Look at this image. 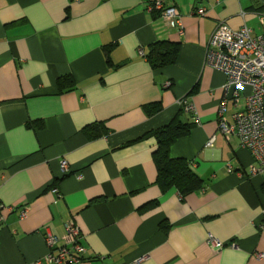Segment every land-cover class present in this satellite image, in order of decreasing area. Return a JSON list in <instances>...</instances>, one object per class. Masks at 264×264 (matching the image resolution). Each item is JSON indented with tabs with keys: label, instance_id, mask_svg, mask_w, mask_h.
<instances>
[{
	"label": "crops",
	"instance_id": "0c3cea01",
	"mask_svg": "<svg viewBox=\"0 0 264 264\" xmlns=\"http://www.w3.org/2000/svg\"><path fill=\"white\" fill-rule=\"evenodd\" d=\"M162 1L182 32L153 0H0V264H52L45 234L62 239L70 219L86 250L78 264H264V171L218 129L225 76L204 63L219 24L264 34V0ZM158 40L179 51L153 70ZM61 77L74 86L59 92ZM185 97L197 119L178 105ZM243 105V94L228 102L224 119ZM175 116L190 128L170 155L202 181L182 198L157 184L156 140L142 137ZM92 125L105 133L89 138Z\"/></svg>",
	"mask_w": 264,
	"mask_h": 264
},
{
	"label": "built area",
	"instance_id": "2783aa9c",
	"mask_svg": "<svg viewBox=\"0 0 264 264\" xmlns=\"http://www.w3.org/2000/svg\"><path fill=\"white\" fill-rule=\"evenodd\" d=\"M148 9L157 12L169 27L182 32L181 17L176 7H166L162 0H153ZM198 13L202 14L203 9L200 8ZM204 63L225 76L217 109L218 129L225 135H235L240 147L250 152L256 163L251 168L252 173L264 171V34L253 36L246 25L232 29L219 24L205 48ZM242 94L243 108L232 114L231 122L226 121L223 115L228 102H237ZM178 105L197 119L195 107L186 97L180 99ZM213 140V137L209 138L206 145L211 146ZM59 165L62 170H67L65 160H61ZM51 191L59 195L56 188ZM24 214L22 211L21 215ZM64 229L62 239L49 232L45 234L49 250L44 260L52 264H78L86 252L80 241V229L72 219L64 224ZM207 243L215 249L224 245L210 234ZM144 259L139 258L134 264H140Z\"/></svg>",
	"mask_w": 264,
	"mask_h": 264
},
{
	"label": "trees",
	"instance_id": "16d2710c",
	"mask_svg": "<svg viewBox=\"0 0 264 264\" xmlns=\"http://www.w3.org/2000/svg\"><path fill=\"white\" fill-rule=\"evenodd\" d=\"M113 45L105 48L108 54ZM179 44L158 40L150 44L146 53L147 61L153 70L161 69L173 64L178 56ZM107 57V62H108ZM64 80L68 82L71 88L74 86V80L71 77H61L57 80L59 92H63ZM159 109V104L149 103L145 105L147 113H153ZM189 124L184 123L178 116H175L169 123L157 129L148 131L142 137H154L156 148L152 153V158L157 169L156 182L161 190L174 187L179 195H185L193 192L202 186L200 178L190 169L189 162L185 158H174L170 155V147L180 137L189 133ZM84 131L89 138H96L105 133V129L97 126H87ZM153 204V203H152Z\"/></svg>",
	"mask_w": 264,
	"mask_h": 264
}]
</instances>
